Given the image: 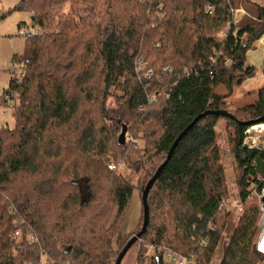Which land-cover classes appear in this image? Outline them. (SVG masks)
Wrapping results in <instances>:
<instances>
[{"label":"trees","instance_id":"1","mask_svg":"<svg viewBox=\"0 0 264 264\" xmlns=\"http://www.w3.org/2000/svg\"><path fill=\"white\" fill-rule=\"evenodd\" d=\"M16 8L40 33L26 38L21 75L3 99L15 125L0 127V264H115L134 186L108 168L111 149L136 172L149 164L150 180L196 117L226 110L233 87L256 73L247 53L264 36V7L246 26L234 22L235 0H21ZM220 85L230 93L217 94ZM256 94L225 118L244 211L219 264H264L250 191L264 176V148L243 145L264 115V87ZM221 118L198 121L150 190L140 239L150 237L154 264H164V250L211 264L231 218L221 208ZM123 126L145 140L149 161L119 144Z\"/></svg>","mask_w":264,"mask_h":264},{"label":"rangeland","instance_id":"2","mask_svg":"<svg viewBox=\"0 0 264 264\" xmlns=\"http://www.w3.org/2000/svg\"><path fill=\"white\" fill-rule=\"evenodd\" d=\"M21 0H0V126L5 123L8 127L15 125V120L12 115L10 102L3 103L4 96L9 87L11 77L19 76L22 72V64L19 63L18 58L23 55L26 46V36L22 32H34L32 16L22 8H16ZM264 4V0H261ZM250 5L246 4V8ZM70 9V3H67L63 8V13L67 14ZM258 9V8H257ZM248 62L255 66L256 73L252 78L245 80L239 85H235L228 97L230 102L227 103L226 110L234 114L235 109L240 104L250 101L251 97L258 92L259 88L264 83V46L256 42L254 49L248 53ZM13 70H15L13 73ZM219 95H228L230 92L225 85H220L216 88ZM232 103V104H231ZM235 107V108H234ZM6 111L8 114L2 117V113ZM228 124L225 118H221L216 126L217 143L221 154V162L225 176L226 196L222 201L223 209L231 211V218L228 222L227 229L224 230L222 240L216 250V253L211 261V264H219L225 246L229 242V238L237 224L240 216L244 211V204L239 198L238 179L240 171L238 170L234 155L231 152V145L228 141ZM122 130L118 135L121 134ZM126 142H130L129 147L134 150L141 151V155H145L143 161H149L151 154L145 152V140L129 134L126 135ZM109 153V165L115 164L116 170L121 173L134 186L133 197L130 205L125 212L121 222L118 225L120 231L121 241L120 245L114 244L115 249L120 252L128 243V241L136 235L143 225V206H142V191L149 181V175L152 173L148 169V165L136 172L131 169L130 165L123 159L118 157L115 148L111 149ZM109 168V166H108ZM115 171V170H113ZM251 187H254L251 186ZM255 199V198H254ZM250 198L249 201L254 200ZM236 201L241 206L236 207ZM150 237H145L138 240L124 257L121 264H154L153 256L155 250L149 244ZM120 248V249H119ZM52 261V259H50ZM164 264H173L166 256L163 257ZM46 259L43 258L45 264ZM53 262V261H52ZM54 263V262H53ZM55 264V263H54Z\"/></svg>","mask_w":264,"mask_h":264},{"label":"built area","instance_id":"3","mask_svg":"<svg viewBox=\"0 0 264 264\" xmlns=\"http://www.w3.org/2000/svg\"><path fill=\"white\" fill-rule=\"evenodd\" d=\"M237 12L236 9L233 10V13L235 14ZM40 31L35 30L34 32H22L21 34L23 36H26V38L33 37L36 34H39ZM145 65L143 63H138V71H144ZM14 71V70H13ZM146 75L152 76L153 70L146 71ZM5 100H9V95L4 96ZM154 97H150V101H154ZM8 113L4 111L2 113V117L6 116ZM6 124H1L0 127H5ZM243 145L249 148H264V122L257 123V124H251L248 125V127L245 129L244 132V138H243ZM117 166L115 164H110L109 169L110 170H116ZM251 196L255 198L259 211H260V220H259V234L256 241V250L264 255V176L261 177V185L259 187H252L250 189ZM223 206V203L221 205V208ZM241 204L236 201V207H240ZM15 237L17 239L22 238V233L20 231H17L15 233ZM32 240L35 241V238L32 237ZM163 256H166L168 259H170L173 264H197L196 259L193 255L191 256H184L180 253L173 252L171 250H164ZM42 264H44L42 262ZM45 264H54L50 259H46Z\"/></svg>","mask_w":264,"mask_h":264},{"label":"water","instance_id":"4","mask_svg":"<svg viewBox=\"0 0 264 264\" xmlns=\"http://www.w3.org/2000/svg\"><path fill=\"white\" fill-rule=\"evenodd\" d=\"M32 21L34 20V17L32 16ZM211 113H215L217 116L223 117V118H227V119H234L235 116L230 113L227 110H222V111H217V112H207L204 113L202 115H199L198 117L195 118V120L190 123L177 137V139L175 140V142L173 143L172 147L170 148V151L168 153L167 156V160L158 168V170L156 171L155 175L148 181V183L146 184V186L144 187L143 191H142V204H143V211H144V218H143V225H142V229L139 233H137L135 236H133L128 243L125 245V247L123 248V250L121 251L117 261L115 264H121L124 257L126 256V254L128 253V251L131 249V247L141 238V236L146 232L148 224H149V206H148V196L150 193V190L153 188L154 184L156 183V181L159 179L165 165L167 164V162L171 159L172 155L174 154L175 150L177 149L178 145L180 144V142L186 137V135L195 127V125L198 123V121H200L204 116H206L207 114H211ZM264 122V115L258 119L257 121L250 123L251 124H257V123H262ZM127 127L123 126L122 128V132L119 136V144L120 145H124L126 143V135H127Z\"/></svg>","mask_w":264,"mask_h":264},{"label":"crops","instance_id":"5","mask_svg":"<svg viewBox=\"0 0 264 264\" xmlns=\"http://www.w3.org/2000/svg\"><path fill=\"white\" fill-rule=\"evenodd\" d=\"M246 4L250 5V7L246 8ZM259 6L264 7V4L261 2V0H235V9L237 12L234 14V22L243 26L255 25L258 22L259 13L257 8ZM258 43L264 46V36L258 41ZM262 85L263 86H261L259 90L264 87V83ZM249 100L250 101L245 102L246 99H244L243 104H240L238 107L234 108L239 109L244 106L255 104L258 101L257 94L255 93ZM227 102L230 104L228 99Z\"/></svg>","mask_w":264,"mask_h":264}]
</instances>
